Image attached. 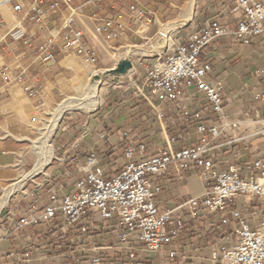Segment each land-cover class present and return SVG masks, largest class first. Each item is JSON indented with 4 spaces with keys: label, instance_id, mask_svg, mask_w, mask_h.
Here are the masks:
<instances>
[{
    "label": "crops",
    "instance_id": "obj_1",
    "mask_svg": "<svg viewBox=\"0 0 264 264\" xmlns=\"http://www.w3.org/2000/svg\"><path fill=\"white\" fill-rule=\"evenodd\" d=\"M24 3L28 4V0ZM1 5L0 264H25L23 250L32 243L37 249L29 264H91L94 257L99 258V264H213L211 249L223 234L216 217L198 209L193 218L188 208L177 209L186 199L205 193L209 183L199 169L178 172L171 164L168 172L154 177L155 184L161 187L156 198L159 207L174 209L176 215L185 218L186 227L182 237L158 252L137 243L134 250L141 263L129 257L132 242L117 244L116 234L122 230L116 219L102 220L98 213H90L83 222L87 230L81 232L80 226L63 227L64 222L57 217L16 232L7 216L9 211L21 216L43 208L49 203V192L55 191L61 197L89 169L102 168L107 175L118 174L128 162L125 151L129 144L145 145L143 154L132 157L142 162L168 148V144L180 150L205 142V155L212 159V171L217 173L238 166L246 174L247 162H264V99L258 97L264 92V31L249 44L226 35L204 49L202 58L212 66L205 78L222 82L226 96L223 111L216 114L211 112L206 95L195 87L182 85L175 96L162 101L145 85L146 70L215 18L235 28L243 18L242 11L235 10L237 0H73L80 10L76 20L83 32L80 43L95 52V63L82 59L76 52L79 44L68 45L73 38L65 39L63 34L50 50L54 59L44 61L49 51L47 44L57 33L53 27L60 22V9L49 10V24L39 28L23 12ZM133 5L149 14L137 17ZM61 9L66 8L62 5ZM106 20L121 24L117 38L106 40L97 32ZM18 22L27 35L12 42L8 33ZM164 30L168 33L166 48L149 53L136 48L128 55L131 47L154 45ZM127 56L133 62L132 68L126 74L104 77L94 108L71 109L61 116L51 138L53 158L43 171L23 181L39 160L30 137L44 131L50 111L68 97H78L80 87L90 82L94 71L111 70ZM9 67H13L11 71ZM39 85L44 91L42 99L24 90L26 86ZM198 112L200 117H196ZM201 124L207 131L197 130ZM212 126L218 127V135L209 132ZM91 156L95 157L94 164L89 161ZM234 209L240 210L252 226H258L264 221V196H239L224 215L230 216ZM55 224L63 227L62 248L49 236ZM173 248L177 250L174 256L170 254Z\"/></svg>",
    "mask_w": 264,
    "mask_h": 264
},
{
    "label": "built area",
    "instance_id": "obj_2",
    "mask_svg": "<svg viewBox=\"0 0 264 264\" xmlns=\"http://www.w3.org/2000/svg\"><path fill=\"white\" fill-rule=\"evenodd\" d=\"M0 0L16 12H23L44 28L49 24L47 13L49 10H61L60 22L54 27L57 31L52 35L47 44V54L44 61L53 60L54 54L50 51L55 40L63 34L65 39L72 37L71 43H78L77 54L87 63L96 62V54L90 48L80 43L82 30L76 22L79 8L73 5V0ZM48 8H45V5ZM64 5L66 9H61ZM235 10H241L243 18L239 20L235 28L220 23L215 18L206 23L202 28L194 30L185 43H178L170 52L159 59L146 70L145 85L151 88L154 94H159L162 101L167 102L180 90L182 85L195 87L206 95L212 113L223 111L226 99L222 82H210L206 75L212 70L210 63L203 60L204 49L215 39L231 35L244 44H249L252 39L264 31V0H237ZM133 13L139 17H146L149 13L135 5ZM3 17V13L0 11ZM121 24L115 20H106L97 27V32L106 40L117 38L121 34ZM27 35L21 22L14 25L8 33L12 42L24 39ZM13 67H9V71ZM28 72L24 70L23 73ZM26 86L25 92L31 97L43 98L44 91L40 88ZM140 95L145 93L138 89ZM258 97L264 99V92ZM187 115V112H185ZM201 113H196L200 117ZM199 132L207 131L205 125L197 127ZM213 135H218L217 126L209 129ZM125 136L128 132H125ZM207 143L193 147L174 149L168 144V148L162 149L152 157L135 162L132 157L135 153L143 154L145 145L138 147L126 145L125 155L128 159L124 168L116 175H107L102 168L87 170L85 176L76 180L72 190L61 197L57 192H49V203L43 208L29 214L18 216L14 211H9L7 220L13 224L12 228L19 232L27 226H33L40 222H48L60 217L64 222L63 227L80 226L84 232L87 227L83 222L87 221L90 213H98L102 220L116 219V225L122 230L116 234L117 244L124 246L130 244L129 257L132 261L140 262L135 246L141 243L148 251H160L165 245H171L174 240L183 236L186 227L185 218L176 215L175 210H163L157 203V195L161 187L155 184L154 177L169 170L173 164L176 170L202 171L203 177L209 183L205 193L196 198L186 199L177 209L188 208L190 216L196 217L198 209L207 210L216 217L222 228V235L211 249L213 264H264V221L258 226H252L242 215L240 210L234 209L230 216H225L229 206H232L239 196L263 197L264 196V162L253 160L244 165V171L238 166H232L227 171H212L213 161L207 158L205 152ZM91 164L95 163V157L89 158ZM59 224H55L49 236L62 248L60 241L64 235ZM211 230V228L209 229ZM58 233H61L59 235ZM46 247V240L43 242ZM37 246L28 244L24 247L23 263L29 264ZM176 249L170 250L174 256ZM99 258L91 259V264H99ZM141 263V262H140ZM68 264H74L70 262Z\"/></svg>",
    "mask_w": 264,
    "mask_h": 264
},
{
    "label": "bare ground",
    "instance_id": "obj_3",
    "mask_svg": "<svg viewBox=\"0 0 264 264\" xmlns=\"http://www.w3.org/2000/svg\"><path fill=\"white\" fill-rule=\"evenodd\" d=\"M4 3V2H2ZM0 3V6H2ZM168 46V33L166 30L162 32L154 45L149 47H131L128 54L132 53L134 49L139 48L145 52L152 50L161 51ZM98 73L93 72L90 75V82L85 81L79 89L78 97H68L65 101L60 103L55 109L50 111V118L43 132H40V137L33 141L34 147L39 154V160L33 170L27 173L22 180H26L28 176L36 174L44 170L46 165L50 163L54 156V149L51 144V138L54 134V129L61 116L71 109H92L98 104L99 86L103 83V79L94 81V76ZM100 76V75H99ZM22 183V182H21ZM2 207V206H1Z\"/></svg>",
    "mask_w": 264,
    "mask_h": 264
},
{
    "label": "water",
    "instance_id": "obj_4",
    "mask_svg": "<svg viewBox=\"0 0 264 264\" xmlns=\"http://www.w3.org/2000/svg\"><path fill=\"white\" fill-rule=\"evenodd\" d=\"M132 66H133V62L131 58L127 56L126 58L120 60L116 67L112 68L111 70L105 71L103 73H98L96 76H94V81L100 79L102 80L104 79V77H106L109 74H126L130 70V68H132Z\"/></svg>",
    "mask_w": 264,
    "mask_h": 264
},
{
    "label": "rangeland",
    "instance_id": "obj_5",
    "mask_svg": "<svg viewBox=\"0 0 264 264\" xmlns=\"http://www.w3.org/2000/svg\"><path fill=\"white\" fill-rule=\"evenodd\" d=\"M10 15V14H9ZM50 117V116H48ZM44 124H45V121H44ZM45 126V125H44ZM40 132H34V134L30 137V145L32 146V148L34 149V144H33V141L36 140L37 138L40 137ZM52 144V143H51ZM35 150V149H34ZM36 152V151H35ZM38 153V152H37ZM36 153V156L38 155V158H39V154ZM258 219V218H257Z\"/></svg>",
    "mask_w": 264,
    "mask_h": 264
}]
</instances>
